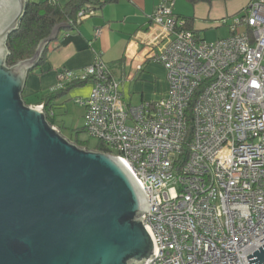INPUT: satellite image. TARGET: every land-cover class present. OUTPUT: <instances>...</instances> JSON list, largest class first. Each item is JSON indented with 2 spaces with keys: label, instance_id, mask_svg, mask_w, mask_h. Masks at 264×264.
<instances>
[{
  "label": "built area",
  "instance_id": "2783aa9c",
  "mask_svg": "<svg viewBox=\"0 0 264 264\" xmlns=\"http://www.w3.org/2000/svg\"><path fill=\"white\" fill-rule=\"evenodd\" d=\"M174 3L159 0L152 17L165 34L150 57L165 69L164 98L125 105L99 54L59 70L54 90L92 83L78 101L84 131L144 188L157 249L147 264H249L264 245V0L222 19L229 35L210 42L185 29ZM94 14L81 10L77 23Z\"/></svg>",
  "mask_w": 264,
  "mask_h": 264
},
{
  "label": "water",
  "instance_id": "95a60500",
  "mask_svg": "<svg viewBox=\"0 0 264 264\" xmlns=\"http://www.w3.org/2000/svg\"><path fill=\"white\" fill-rule=\"evenodd\" d=\"M27 0H0V264H147L157 254L144 223L148 201L127 163L70 142L27 105L34 55L7 66V39ZM264 264V245L246 257Z\"/></svg>",
  "mask_w": 264,
  "mask_h": 264
},
{
  "label": "crops",
  "instance_id": "0c3cea01",
  "mask_svg": "<svg viewBox=\"0 0 264 264\" xmlns=\"http://www.w3.org/2000/svg\"><path fill=\"white\" fill-rule=\"evenodd\" d=\"M158 3L159 0H115L103 5L93 16L84 19L76 31L62 34L59 41L49 47L48 59L29 74L27 80L33 86L28 89L26 81L23 95L51 92L57 84L59 70H78L90 65L94 55L99 54L119 81L125 105L153 103L164 98L168 91L165 70L150 58L165 43L164 32L152 22ZM237 3L240 4L236 6ZM248 3L249 0H215L210 4H192L175 0L173 13L180 18H191L192 30L199 38L210 42L227 37L229 32L224 30V34L206 38V24L227 19ZM96 30H99L98 35ZM56 45L60 46L53 50ZM150 84L151 91L146 88ZM91 89L92 83L87 82L71 89L66 97L85 99ZM80 108L84 116V108Z\"/></svg>",
  "mask_w": 264,
  "mask_h": 264
},
{
  "label": "trees",
  "instance_id": "16d2710c",
  "mask_svg": "<svg viewBox=\"0 0 264 264\" xmlns=\"http://www.w3.org/2000/svg\"><path fill=\"white\" fill-rule=\"evenodd\" d=\"M115 0H27L25 12L19 22L18 28L12 32L7 39L8 56L6 60L7 66H13L19 61L31 58L39 43L47 38L54 27L64 25L55 42L59 41V37L67 32L76 31L79 24L84 20L77 23V14L83 9L95 12L107 3ZM195 4L199 2L212 3L215 0H187ZM255 0H249L252 3ZM185 22V29L192 30L191 18H180ZM86 19V18H85ZM55 42L50 43L39 61L38 66L31 72L33 73L39 68L49 56V47ZM60 45L53 47L57 49ZM30 73V74H31ZM87 82H77L68 84L65 88L59 90H52L51 92L37 93L31 96L23 95V100L27 105L42 106L43 112L47 121L52 126H55L60 133L65 129L59 117L65 114L64 102H59L62 98L66 97L69 91L75 87H81ZM61 111L62 114H59ZM190 129V127H189ZM190 136V134H189ZM74 140V144L79 147L87 148V146ZM97 152H106L104 146L98 142V147L94 149Z\"/></svg>",
  "mask_w": 264,
  "mask_h": 264
},
{
  "label": "rangeland",
  "instance_id": "374dc122",
  "mask_svg": "<svg viewBox=\"0 0 264 264\" xmlns=\"http://www.w3.org/2000/svg\"><path fill=\"white\" fill-rule=\"evenodd\" d=\"M244 1H247V0H244ZM238 4H240V3H237L236 6ZM234 15H231L230 17H228L227 20L229 22H231L232 21L231 17ZM224 30L229 32V30L226 26L222 27L221 20H220V21L210 22V23L206 24V30H204V33H207L206 38H210V36H212V34H216V33L217 34H220V33L224 34ZM219 37H221V36H219ZM222 37H223V35H222ZM202 40H204V39H202ZM163 70H165V69H163ZM32 86L33 85L31 83V81L29 80L27 82V88L29 89ZM146 88H147V90L151 91L153 89V86H152V84H150V85H147ZM64 101H65L64 111L66 113L62 114L60 111L59 114H62V116H60L58 118L59 121L60 120L62 121V123L65 127V129L61 133V135L72 143H74L73 138L75 140L77 139L78 141L84 143L87 146V148H86L87 150L94 151V149H96L98 147V141L89 137L88 134L84 131L83 110L79 107V104H78L79 99L68 96V97H65Z\"/></svg>",
  "mask_w": 264,
  "mask_h": 264
}]
</instances>
